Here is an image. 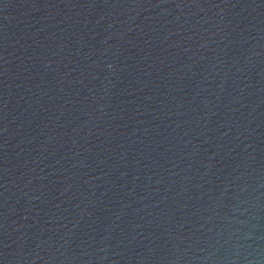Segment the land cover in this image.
Returning <instances> with one entry per match:
<instances>
[{
  "label": "water",
  "instance_id": "obj_1",
  "mask_svg": "<svg viewBox=\"0 0 264 264\" xmlns=\"http://www.w3.org/2000/svg\"><path fill=\"white\" fill-rule=\"evenodd\" d=\"M0 264H264V0H0Z\"/></svg>",
  "mask_w": 264,
  "mask_h": 264
}]
</instances>
